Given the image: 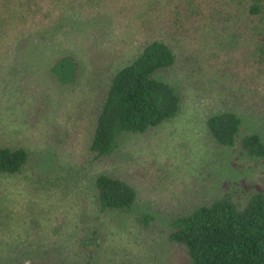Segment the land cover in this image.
<instances>
[{"label": "rangeland", "instance_id": "rangeland-1", "mask_svg": "<svg viewBox=\"0 0 264 264\" xmlns=\"http://www.w3.org/2000/svg\"><path fill=\"white\" fill-rule=\"evenodd\" d=\"M109 2L119 10L109 4L104 15H84L64 0L67 7L32 31L24 52L0 47V145L30 153L21 173L0 175V264H182L168 239L174 218L228 185L264 191V159L217 145L206 125L210 115L234 110L243 116L242 135L257 131L264 139V75H256L246 47L227 46L214 32L176 30L168 11L157 15L143 0ZM156 39L176 52V63L158 76L181 95L180 112L125 135L114 153L94 160L87 145L113 75ZM65 51L78 60L74 84L57 80L47 57H33ZM100 173L136 189L131 212L97 210ZM142 213L153 216L149 225L139 221Z\"/></svg>", "mask_w": 264, "mask_h": 264}, {"label": "trees", "instance_id": "trees-1", "mask_svg": "<svg viewBox=\"0 0 264 264\" xmlns=\"http://www.w3.org/2000/svg\"><path fill=\"white\" fill-rule=\"evenodd\" d=\"M70 2L77 14L104 15L110 5L119 10L118 4H110L109 0ZM143 2L144 7L157 15L168 11V22L176 30L190 28L204 38L214 32L217 38L225 36L227 46L246 47L256 75L261 78L264 75V0ZM63 3L64 0H0V47L26 48L33 39L32 31L37 32L53 21L56 11L67 7ZM126 7L127 4L123 9ZM17 51L24 52L22 48ZM33 57L43 62L47 57L50 73L63 85L76 83L79 64L74 55L65 51L56 55L38 53ZM175 63L173 48L156 39L144 42L130 63L118 69L96 109L87 145L94 160L114 153L125 135L144 134L178 115L181 95L175 86L158 76ZM206 125L217 145L233 148L240 145L241 151L252 159H264L262 134L248 131L242 135L240 113L234 110L214 113ZM29 158L24 146L0 145V175L21 173ZM94 191L95 205L101 214L129 213L137 202L136 189L112 175L98 174ZM152 220L149 213L139 216L142 225H149ZM172 226L168 239L180 252L182 264H264V191L250 194L247 188L228 185L209 202L194 201L185 213L172 220ZM83 264L92 262L87 259Z\"/></svg>", "mask_w": 264, "mask_h": 264}]
</instances>
